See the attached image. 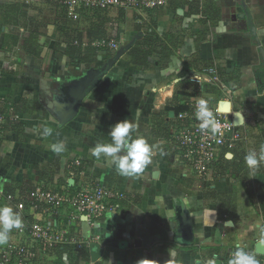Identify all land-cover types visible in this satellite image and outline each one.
Wrapping results in <instances>:
<instances>
[{"label":"crops","instance_id":"0c3cea01","mask_svg":"<svg viewBox=\"0 0 264 264\" xmlns=\"http://www.w3.org/2000/svg\"><path fill=\"white\" fill-rule=\"evenodd\" d=\"M0 5V110L9 114L0 144V197L12 193L28 201L38 187L75 192L84 184H103L116 194L95 226L70 229L82 249L38 251L29 264H64L65 254L68 264H222L235 249L256 251L264 242V164L250 170L245 157L264 146V0H174L159 10L108 11L107 39L120 48L157 33L148 69L134 63L131 48L113 66L116 53L109 51L76 66L81 57H68L52 3ZM35 28L44 35L41 61L23 50ZM87 31L86 45L92 42ZM67 85L84 89L77 105L66 101ZM197 88L219 108L230 102L229 114L247 134L209 182L195 180L178 163L171 133L182 112L166 111L185 106ZM125 120L138 125L133 139L142 136L152 146L151 162L132 177L91 155L96 144L112 142L111 127ZM58 142L65 144L60 154L51 150ZM75 160L83 165L77 171L70 170ZM2 206L14 209L4 199ZM60 212L52 223L66 230ZM26 215L42 219L31 209ZM92 244L102 250L96 259Z\"/></svg>","mask_w":264,"mask_h":264},{"label":"built area","instance_id":"2783aa9c","mask_svg":"<svg viewBox=\"0 0 264 264\" xmlns=\"http://www.w3.org/2000/svg\"><path fill=\"white\" fill-rule=\"evenodd\" d=\"M55 6L58 12H64L66 18L72 22H81L86 12L117 10L148 11L159 10L169 6L174 0H46ZM181 1V0H180ZM86 34V33H85ZM84 35V34H83ZM83 38V37H82ZM82 47L92 46L98 53L113 52L120 49L115 39H102L90 42L88 45L81 42ZM78 45V41L75 42ZM203 78V77H202ZM200 82V78H196ZM232 97L233 93L228 92ZM205 99L208 107L213 111L218 123V131H201L200 122L196 119V106L199 100ZM187 110L178 115L179 125L172 127L171 139L176 146V157L188 173L200 182H209L215 179L217 164L234 152L247 141V134L241 126L236 124L229 113L220 111L219 103L212 98L198 95L193 96L185 104ZM9 114L0 110V144L3 137ZM82 165L80 160L72 162L70 170L77 171ZM75 167V168H74ZM113 190L103 184L96 186L83 185L75 192L67 190H44L36 188L29 196L28 201H22L12 193H5L0 200H7L14 205V212L21 216L23 226L12 229L9 237L11 242L4 245L0 251V264H29L40 253H49L60 247L75 246L83 248V241L77 242L71 236L70 229L82 222L95 226L97 222L110 210V199L114 198ZM31 209L33 214L42 216L40 220H29L26 210ZM60 210L65 213L62 218L68 228L56 229L53 225ZM61 213V212H60ZM85 221H84V220ZM15 235V236H11ZM237 249L231 251L222 264H229ZM264 264V255L256 251L245 250Z\"/></svg>","mask_w":264,"mask_h":264},{"label":"clouds","instance_id":"9594fccd","mask_svg":"<svg viewBox=\"0 0 264 264\" xmlns=\"http://www.w3.org/2000/svg\"><path fill=\"white\" fill-rule=\"evenodd\" d=\"M195 114L196 119L200 122L201 131H218L217 120L205 99L199 100ZM137 127L138 125L130 120L116 123L110 130L112 142L96 144L91 149V155L98 159L106 158L108 163L114 165L122 176L132 177L142 174L151 162L152 146L142 136L132 138L131 133ZM43 131L45 136H50L53 130L45 127ZM51 150L60 154L65 151V144L63 142L53 143ZM245 163L250 170L258 169L261 164H264V146L260 148L259 153L249 152L245 157ZM22 226L23 222L19 213L14 212L9 206L0 207V246L8 243L12 229H20ZM62 259L64 264H68L66 254ZM229 264H259V261L255 255L243 248H238Z\"/></svg>","mask_w":264,"mask_h":264},{"label":"trees","instance_id":"16d2710c","mask_svg":"<svg viewBox=\"0 0 264 264\" xmlns=\"http://www.w3.org/2000/svg\"><path fill=\"white\" fill-rule=\"evenodd\" d=\"M5 6H1L0 8H4ZM108 12H102V11H92V12H86L82 17V22L84 23L85 27H87L88 35L91 38V41H95V39H106L107 38V29L106 24L109 23L108 18ZM79 24L77 22H72L68 20L64 14V12H60L59 19H58V26H59V32L62 35L63 41L66 43L67 47V54L68 57L72 62H75L76 55H79L81 59L77 62H75L76 66H80L82 64L91 65L94 60L98 57L100 53H98L96 48H93L92 46H89L85 49V53L82 51V37H83V28L78 27ZM40 33V29L35 28L32 30V33L29 38L25 40V44L23 47V50L25 53L29 56H32L35 58V60L41 61V56L44 51V46L41 45V37H43ZM94 39V40H93ZM78 41V45L75 44V42ZM160 41L159 36L156 32L149 33L148 37L144 42H139L136 44L135 47L131 48V56L134 59V63L139 67H143L144 69H148L151 65L148 61L151 56H153L155 51H157V47L153 46L154 44L158 43ZM48 43V42H47ZM105 53V52H101ZM154 53V54H153ZM154 64V63H153ZM199 92L202 94L204 90L201 88H197L194 90V93H190L187 96H196L199 94ZM187 110L186 105L183 107H176L172 106L169 107L166 111L169 116L170 112H174L176 115H178L180 112H183ZM179 125V123L175 124ZM161 127V126H160ZM72 248L70 251H74V248Z\"/></svg>","mask_w":264,"mask_h":264},{"label":"water","instance_id":"95a60500","mask_svg":"<svg viewBox=\"0 0 264 264\" xmlns=\"http://www.w3.org/2000/svg\"><path fill=\"white\" fill-rule=\"evenodd\" d=\"M137 38H139V36H137ZM131 47H132V44H129L126 47L120 48L116 52L115 56L110 59L108 65L113 66L121 58V56H123L125 54V52H127ZM69 86L70 85H67L68 89H69ZM84 95H85V91L83 88L69 89L67 94H66V98H67L66 101H72V103H75V105H77L78 103H80V101L84 97ZM50 105H52V103H50L49 106ZM60 106L63 109L65 107V104L64 105L60 104ZM66 106L69 107L68 104H66ZM76 110L77 109H75V111ZM220 111L225 112V113H230L231 112L230 102L221 103L220 104ZM171 116H174V114L171 113ZM91 249H92V254H93L94 259L98 258L102 254V250L99 249L98 244H92ZM256 252L260 255L264 254V242L256 244Z\"/></svg>","mask_w":264,"mask_h":264},{"label":"rangeland","instance_id":"374dc122","mask_svg":"<svg viewBox=\"0 0 264 264\" xmlns=\"http://www.w3.org/2000/svg\"><path fill=\"white\" fill-rule=\"evenodd\" d=\"M84 23H87V22H79L78 24H79V27H84V29H82V30H86L87 29V27H85V25H84Z\"/></svg>","mask_w":264,"mask_h":264},{"label":"bare ground","instance_id":"6f19581e","mask_svg":"<svg viewBox=\"0 0 264 264\" xmlns=\"http://www.w3.org/2000/svg\"><path fill=\"white\" fill-rule=\"evenodd\" d=\"M220 109V108H219Z\"/></svg>","mask_w":264,"mask_h":264}]
</instances>
